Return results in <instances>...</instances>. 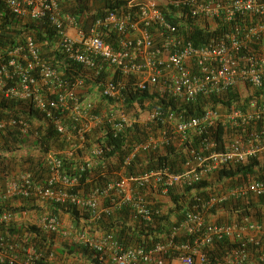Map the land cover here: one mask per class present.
<instances>
[{"label":"built area","instance_id":"2783aa9c","mask_svg":"<svg viewBox=\"0 0 264 264\" xmlns=\"http://www.w3.org/2000/svg\"><path fill=\"white\" fill-rule=\"evenodd\" d=\"M95 1L89 0L92 9ZM125 1L123 13L110 11L87 25L85 16L66 11L62 0H0V94L19 101L21 111H36L43 123L54 125L68 140L71 135L83 138L107 126L117 135L134 122L168 124L125 147L124 168L152 149L163 148L167 135L174 133L203 135L202 146L185 148L182 172L162 167L140 175H121L86 197L70 191L78 181L64 175L62 153L47 152L44 164L49 172L44 181L28 170L0 181V264H76L74 256L54 249L63 241L89 246L101 264H170L166 258L170 249L179 253L180 264H210L209 253L223 239L233 244L224 256L225 264H264V222L249 216L240 221L233 216L226 222L206 218V212L216 205L263 195L264 180L252 176L224 191L209 193L206 201L199 197L204 206L188 210L173 226L171 237L151 248L126 246L112 232L91 235L87 227L65 225L61 214L54 212V203L73 204L90 209L95 219L109 209L128 205L133 220H150L162 209L155 206V198L168 195L171 188L191 186L211 173L264 157V126L257 129L264 123V94L254 92L264 89V0ZM7 17L11 20L7 27L16 30L9 35L4 25ZM39 22L55 31L57 40L50 55L43 51L34 28L21 31ZM222 24L228 29L206 44L196 46L188 38V27L214 30ZM106 31L118 34V48L104 39ZM72 63L80 69H71ZM66 67L73 72H66ZM232 88L251 92L243 95L250 97L244 109L223 111L208 103L199 116L186 117L170 108L141 111L122 106L127 95L137 91L171 98L180 107L200 95L225 94ZM103 97L118 105L103 103ZM219 124L240 126L244 132L249 125L252 129L246 135L228 137L225 149L216 151L213 135ZM29 127L24 117L0 114V133L15 128L27 133ZM112 148L106 143L93 146L85 157L86 167L93 164L91 155L100 156ZM110 194L113 205L105 208L102 199ZM25 202L31 209L4 207L7 203L20 207ZM182 230L195 234L192 243L175 242ZM37 232L45 237L38 247L31 241Z\"/></svg>","mask_w":264,"mask_h":264},{"label":"trees","instance_id":"16d2710c","mask_svg":"<svg viewBox=\"0 0 264 264\" xmlns=\"http://www.w3.org/2000/svg\"><path fill=\"white\" fill-rule=\"evenodd\" d=\"M66 11L72 14H78L85 16V22L88 25L93 20L98 17H105L108 12L114 11L119 14L123 13L125 9V0H96L95 9L89 5V0H62ZM11 23L8 17L5 19L4 25L8 32H14L15 29H10L7 24ZM15 23V22H14ZM223 25V26H222ZM220 25L216 29L209 30L208 28H198V27H188V38L192 40L194 45L201 46L206 44L212 37L222 34L228 27L224 24ZM34 28L36 31V36L38 41L43 43V51L46 55L52 54V48L57 40L55 36V31L52 27L46 23L39 22L21 29V31H28V29ZM104 39L112 43L115 48H118V34L113 31L104 32ZM58 59V58H57ZM57 63V62H56ZM63 68V64H59ZM77 67L78 65L71 64V69ZM66 67V72L72 70ZM76 70V69H74ZM106 74V73H104ZM103 74V76H104ZM255 95L259 96L264 94V89L258 91L255 90ZM250 97H244L241 91L237 88H232L228 90L225 94H214L211 96H198L194 101L177 107L173 99L168 97H161L157 93H150L148 90L137 91L134 93H129L127 97L122 102V106L127 110L137 107L141 111L145 109H153L160 107L162 110L170 108L175 112L184 114L186 117L199 116L203 112V107L212 103L221 110H234L235 108L246 107V103L249 101ZM103 103L109 104L111 106H117L118 103L113 99H108L103 97ZM21 103L16 100L5 99L3 96L0 98V114L4 116L15 115L19 117H24L32 122L39 120L42 122L41 117L34 110H23L20 108ZM168 127V124L158 123H144L139 124L134 122L132 127L124 129L115 134V131L111 129L110 126L101 128H96L91 134L84 135H71V139H67L59 135L54 125L49 124L43 127L42 124L37 125L34 128V136L36 137L35 148L40 151L39 154L28 155L24 158L28 161L35 169L34 175L40 181H44L48 176V170L45 168L44 155L57 148L56 145H60L63 148H58L57 150H64L66 147L70 148L69 152L64 151L61 154L63 159V173L68 178L77 177L78 184L70 189L72 192H77L80 195L86 197L92 195L93 193L104 189L110 182L119 178L121 175H137L152 170H156L162 167H168L171 171L182 172L183 166L187 160V155L185 153V148L202 146L203 135H197L192 131H188L186 135H180L174 133V135H167L168 143L164 145L163 148H155L148 152L144 157H137L132 161L131 166L123 167L122 160L125 155L126 149L133 144H137L145 139H147L151 134H156L159 127ZM264 123L257 125V129L261 130ZM252 129V125L248 126L245 132L240 126H227L218 125L215 130V135L213 138L217 142L215 147L216 151H223L225 149L224 145L226 139L230 136H234L236 133L245 134ZM229 132L230 135H226ZM26 133H22L19 128H15L11 131H6L0 133V137L4 138L9 136L11 138V146H16L19 148L18 144H23L24 137ZM157 136V135H152ZM112 146V150L100 156H92L91 160L93 162L92 166L86 167L87 154H90V149L97 144H104ZM6 151H13L12 147L8 145ZM127 144V145H126ZM10 169V163L7 159V155L0 153V177L3 174H7ZM213 176H216L215 180L217 182H212ZM249 176L257 180H264V157L261 160L255 159L248 161L246 163L237 164L233 167L222 169L218 172L211 173L207 178L195 183L191 186L175 187L171 188L168 195L165 196L163 202L170 201L171 205L168 209H164L163 202H158L155 206H162L161 212L159 214H154L150 220H145L139 218L138 220L132 219L131 209L128 205H122L120 207H114L109 209L107 212L100 215L99 218L93 219V213L90 209H80L73 204H60L54 203V212L58 214H64L69 217L72 225L76 228L87 227L91 235L96 232L108 234L114 233L116 239L123 242L126 246H141L146 248L153 247L158 242H165L171 237V232L173 226L183 220L185 213L192 209L193 207H203L204 203L199 200L203 198L206 201L211 192H219L220 185L225 183L227 180L233 181L238 180L237 184L241 181L248 179ZM209 178V179H208ZM232 187V186H230ZM141 193L143 192L140 191ZM113 193V192H111ZM153 195L152 193H150ZM113 194L108 195L102 199V205L105 208L111 207L113 203L111 199ZM229 201L216 205L211 210H216L217 206L225 208L231 214H235L237 220L240 221L246 216L253 218V220L262 223L264 222V194L254 197H248L247 201L238 199L234 204H228ZM162 203V204H161ZM165 204V203H164ZM9 204H5L4 207H10L13 210H25L27 208L28 202L20 207H11ZM3 207V208H4ZM2 209V208H1ZM213 211V212H214ZM22 225L14 229H22ZM27 228L30 231H36V228L32 225H28ZM195 238V234L187 230H182L180 233L176 234L174 240L177 243L187 242L192 243ZM38 245H41L42 241H45V237L36 233V236L31 240ZM233 246L231 242L227 239L216 242L214 249L209 253L210 264H222L224 263V256L227 253V249ZM54 249L61 255L69 254L74 257H84L89 264H101L99 260V255L93 251L89 246L84 244L68 243L63 241L60 245L55 244ZM46 252V251H45ZM179 256L176 250L170 249L166 258L171 262ZM44 264V263H43Z\"/></svg>","mask_w":264,"mask_h":264},{"label":"rangeland","instance_id":"374dc122","mask_svg":"<svg viewBox=\"0 0 264 264\" xmlns=\"http://www.w3.org/2000/svg\"><path fill=\"white\" fill-rule=\"evenodd\" d=\"M250 93H251L250 91H244V92L242 91V94L243 95H248ZM0 98H2V95L1 94H0ZM32 124L33 125H30V127H29V129H28V131L26 133L27 135H34L33 134L34 128L37 127L38 124H35V122H32ZM1 138L2 137H0V141H1ZM31 138H32V136H31ZM32 145L33 144L31 143V147H32ZM56 147L57 148L54 147V149H52V151H55L57 153H64V151L69 152V150H70V148H67V147L64 150H57L58 148H63L60 145H56ZM18 149H20V148H18ZM32 149L33 150H36L35 147L32 148ZM35 154H39L40 155V151L39 150H36V152L34 151L33 154H31V155H35ZM28 155H29V153L26 152V154H23V156H16L15 157L16 159L17 158L21 159V163L18 161L19 163L17 162V165L16 166L15 165L13 166L14 167L13 168L14 171H16L15 173H20V172L26 171V170L31 171L33 173L35 172V170H34L35 168L32 165H30V163L28 161H25L24 160V158H26V156H28ZM215 178H216V176H213L212 182H217V180H215ZM237 182H239V181L236 180V179H234L233 181L227 180L225 183H222V185H220V190L221 191H224L226 189H229V188H231L230 186H232V187L235 186L237 184ZM254 198H256V197H254ZM234 203H235V200H232V199L229 200V202H228V204H234ZM219 206H217V208H216L215 211L214 210H208L206 212V218H207V220H209L211 222H226V221H232L234 219L233 216H235V214L233 215V214H231L230 212L227 211L228 209L226 210L225 208L219 207ZM61 217H62L63 223L65 225H68V226L72 225V222L70 221L69 217L65 216L64 214H61ZM60 241H61V239L59 237V243H60ZM253 257H254L253 261L256 262L255 255ZM73 260H74V262L76 264H89L88 261L84 257H82V258H80V257H74ZM104 264H110V263L109 262L108 263L105 262ZM222 264H225V263H222Z\"/></svg>","mask_w":264,"mask_h":264},{"label":"crops","instance_id":"0c3cea01","mask_svg":"<svg viewBox=\"0 0 264 264\" xmlns=\"http://www.w3.org/2000/svg\"><path fill=\"white\" fill-rule=\"evenodd\" d=\"M34 122H35V124H38V125L42 124L43 127L47 126V124H45L43 122H40L39 120H35ZM31 136H32V138H31ZM7 140H8V143H9L8 145H10L11 144L10 143L11 142V138L9 136L1 138V141H0V153H4V151H5V154L7 155V159L9 161V163H10V169L8 168L9 172H7V174L5 173V174H3L0 177V181L1 180H5L6 178L10 177V175H12V174H16L15 173L16 171H14V169H13L14 167L13 166L14 165L16 166L18 161L21 163V159H19V158L16 159L15 158L16 156H23V154H26V152H28L29 155H30V154H33L34 151L36 152V150H37V149L36 150L32 149V148H34L33 146H35V143H36V137L34 135H25V137L23 139L24 141L22 142L23 144H18L19 145L18 147L20 149L15 148L16 146H11L10 145L12 147L13 151H9V152L6 151ZM31 143L33 144L32 147H31ZM164 198H165V196H164ZM164 198L163 197H157L158 202H160V201L163 202L162 199H164ZM170 205H171L170 201H166L165 200L163 202L164 209H168V207ZM96 234L98 235V232H96ZM99 235H103V233H99ZM170 264H180V263H179V261L177 259H174V260H172L170 262Z\"/></svg>","mask_w":264,"mask_h":264}]
</instances>
